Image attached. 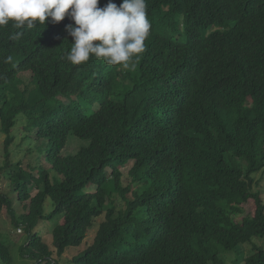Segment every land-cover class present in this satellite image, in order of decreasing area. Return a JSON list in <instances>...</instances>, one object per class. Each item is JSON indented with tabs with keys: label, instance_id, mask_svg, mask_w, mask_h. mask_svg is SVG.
I'll list each match as a JSON object with an SVG mask.
<instances>
[{
	"label": "trees",
	"instance_id": "obj_1",
	"mask_svg": "<svg viewBox=\"0 0 264 264\" xmlns=\"http://www.w3.org/2000/svg\"><path fill=\"white\" fill-rule=\"evenodd\" d=\"M147 14L129 69L69 63L68 17L0 26V214L28 234L18 249L0 233V264L13 250L63 264L98 218L64 264H264V0H147ZM70 137L84 145L63 155Z\"/></svg>",
	"mask_w": 264,
	"mask_h": 264
},
{
	"label": "clouds",
	"instance_id": "obj_2",
	"mask_svg": "<svg viewBox=\"0 0 264 264\" xmlns=\"http://www.w3.org/2000/svg\"><path fill=\"white\" fill-rule=\"evenodd\" d=\"M100 0H0V26L31 29L37 23L56 24L68 17L65 31L72 38L65 59L81 65L90 57L107 65L133 67L130 62L145 50L151 22L147 0H113L100 7Z\"/></svg>",
	"mask_w": 264,
	"mask_h": 264
},
{
	"label": "rangeland",
	"instance_id": "obj_3",
	"mask_svg": "<svg viewBox=\"0 0 264 264\" xmlns=\"http://www.w3.org/2000/svg\"><path fill=\"white\" fill-rule=\"evenodd\" d=\"M6 136L5 134H3L2 132H0V165L2 164L3 161V142L5 140ZM84 145V143L74 137H70L69 140L67 141L66 144V148L63 151V155H72L75 154L80 147ZM30 143L29 141H26V147L27 149L30 147ZM35 149H39L38 147H36ZM12 152H14L12 150ZM16 153H14L15 155ZM37 157V154L34 156V160ZM19 156L16 157V159H18ZM131 168V164L122 168L121 169V174L123 175L122 178V185L126 186V183L124 182V180H127V175H128V171ZM255 180L257 181L256 185H255V190L258 191L260 193V195L262 196L263 200H264V173H260L258 175L255 176ZM6 187V182L3 181L0 184V188L2 190H5ZM35 190L32 192V195L35 194ZM53 209V206L51 204V201L48 200L46 202V206H45V211L46 213H48L49 211H51ZM247 212H250L253 207H252V202H250L246 207H245ZM101 222V219L98 218L95 220L93 227L88 231L87 236L84 240L83 245L79 248V249H68L63 257H62V261L63 264L66 262V260H70L73 257H75L79 252H82L83 249H85L86 246L90 245L94 239V236L98 230V226ZM53 224L47 225L46 227V232L43 233V240L45 241V243L47 244V246L49 247V249L51 251H54L52 245H51V238H50V232L52 229ZM21 229V232H18V229H14L11 224H10V219L6 213V211H3L0 214V233L2 235V239L5 241H11L13 243H16L19 247L24 246L28 240V234L26 232H24V230L19 227ZM258 244L262 247H264V240H258L257 241ZM250 251V249H247V251ZM12 256H13V263L12 264H34L32 261L26 259V258H22L19 254H17V252H15L14 250L12 251ZM54 258H57L56 254L54 253ZM226 263L231 264L230 261L226 260Z\"/></svg>",
	"mask_w": 264,
	"mask_h": 264
},
{
	"label": "built area",
	"instance_id": "obj_4",
	"mask_svg": "<svg viewBox=\"0 0 264 264\" xmlns=\"http://www.w3.org/2000/svg\"><path fill=\"white\" fill-rule=\"evenodd\" d=\"M18 232H21V230L19 229Z\"/></svg>",
	"mask_w": 264,
	"mask_h": 264
}]
</instances>
